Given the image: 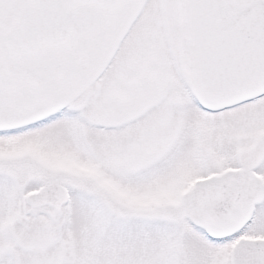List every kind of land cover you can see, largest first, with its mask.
I'll return each instance as SVG.
<instances>
[{"label":"snow or ice","instance_id":"6c2138e0","mask_svg":"<svg viewBox=\"0 0 264 264\" xmlns=\"http://www.w3.org/2000/svg\"><path fill=\"white\" fill-rule=\"evenodd\" d=\"M252 237L264 0H0V264H264Z\"/></svg>","mask_w":264,"mask_h":264},{"label":"rangeland","instance_id":"374dc122","mask_svg":"<svg viewBox=\"0 0 264 264\" xmlns=\"http://www.w3.org/2000/svg\"><path fill=\"white\" fill-rule=\"evenodd\" d=\"M53 163H55L59 167L76 168V169H79L81 171H85L88 174L96 175L95 169H92V168H89L85 165H82L79 162H77L73 159H70V158L55 159L53 161ZM119 194L122 197L129 199L130 201H133L135 203H146L149 200L156 199L159 197L167 198L170 195L169 193H166V192L155 194V195L150 196V197H143V196H139L137 194L130 193V192H119ZM254 238L264 239V237H252L251 239H254Z\"/></svg>","mask_w":264,"mask_h":264}]
</instances>
